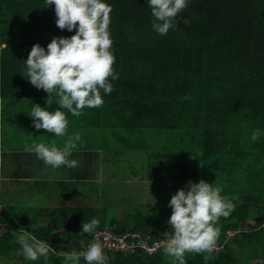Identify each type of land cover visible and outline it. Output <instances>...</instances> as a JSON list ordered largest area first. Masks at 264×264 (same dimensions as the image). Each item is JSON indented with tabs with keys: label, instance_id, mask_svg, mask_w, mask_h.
<instances>
[{
	"label": "trees",
	"instance_id": "1",
	"mask_svg": "<svg viewBox=\"0 0 264 264\" xmlns=\"http://www.w3.org/2000/svg\"><path fill=\"white\" fill-rule=\"evenodd\" d=\"M105 2L112 8L109 31L119 79L109 78L114 90L101 93L102 107L85 108L79 117L63 110L67 132L56 137L35 129L28 115L34 104L48 107V94L27 79L25 62L34 44L47 50L54 37H71L75 31L57 27L55 6L45 7V0H0L4 96L30 104L19 118L28 129L19 126L14 141L54 142L63 148L79 133L69 159L79 155L90 160H80L82 167L53 169L25 148L3 158L4 171L19 189L16 199L3 202L0 210V223L8 225L0 234V258L65 264L68 252L83 251L81 240L85 245L90 240L89 234H79L82 223L93 217L100 228L114 224L116 232L130 228L165 239L163 233L171 231L168 220L152 218V205L148 213L143 205L128 210L124 205L125 219L119 221L115 205L91 200L100 169L103 176L120 174L134 185L203 179L222 186L221 194L233 201L235 210L216 225L220 235L212 259L205 262V254H189L186 262L237 264L234 243L241 253L245 237L256 231L235 232L248 219L254 227L264 222V0H188L166 35L153 30L148 0ZM51 99L49 110L55 111L57 98ZM254 130L259 138L253 142ZM37 133L40 138L35 139ZM123 179V188L131 191ZM120 191L114 187L107 193L121 196ZM165 211L172 214L171 208ZM20 229L50 244L47 260L16 255ZM106 257L107 264H171L162 248L152 254L108 252ZM79 264L86 262L81 258Z\"/></svg>",
	"mask_w": 264,
	"mask_h": 264
},
{
	"label": "clouds",
	"instance_id": "2",
	"mask_svg": "<svg viewBox=\"0 0 264 264\" xmlns=\"http://www.w3.org/2000/svg\"><path fill=\"white\" fill-rule=\"evenodd\" d=\"M45 5L55 6L56 25L60 30L75 31V34L54 37L47 50L38 43L32 46L25 62L27 79L48 94V107L34 104L28 115L34 118L35 129L63 137L69 123L63 110L79 117L85 108L102 107L101 93L111 94L114 90L109 78L119 79L113 68L116 58L111 51L113 41L109 31L112 8L105 0H45ZM187 6L188 0H148L154 17L153 30L166 35L174 29L177 15ZM53 95L59 108L50 111ZM258 138L259 130H254L251 140L254 142ZM80 140V134L75 133L63 148L54 142L49 146L33 141L25 146V150L53 169L61 166L71 169L78 165L77 160L69 157L77 146L75 142ZM221 193L222 186L201 179L198 183L189 181L187 189L182 188L171 197L172 214L166 222L171 231L163 233L165 240L161 245L165 255L171 258V264H187L186 255L189 254H205V262L212 259L220 235L216 225L220 218L228 217L235 210L233 201ZM99 228V219L93 217L82 223L79 235L96 234ZM19 231L17 243L20 247L16 255L27 261H36L40 257L47 260L52 250L50 244L28 231ZM80 243L84 250L68 252L64 256L65 264H79L81 258L86 264H107L99 239H93L87 245L83 240Z\"/></svg>",
	"mask_w": 264,
	"mask_h": 264
},
{
	"label": "crops",
	"instance_id": "3",
	"mask_svg": "<svg viewBox=\"0 0 264 264\" xmlns=\"http://www.w3.org/2000/svg\"><path fill=\"white\" fill-rule=\"evenodd\" d=\"M3 46L4 43L0 42V50ZM4 95L5 87L2 85V74L0 70V210L2 209L3 202L12 203V201L16 199L19 189L17 182L12 180L7 174V171H4L2 163L3 158L8 156L12 151L24 150L25 146L30 144L28 140L26 142L20 141L21 143L18 140L14 141L15 134L19 130L18 127L22 125L24 128H27L19 118L21 117V111L27 108L23 107L24 105L27 106L28 102L19 99L13 101ZM29 106L30 104L28 103V107ZM34 138H40L39 133H37ZM31 141H33V139H31ZM78 150L81 151L82 149L78 148ZM76 157L78 158L79 167H82L80 160L84 162L90 161L88 157L80 158L79 155ZM95 171L97 172V170ZM99 171L98 175L103 176L102 170L99 169ZM99 176L95 177L96 180H98ZM32 188L36 187L33 186ZM249 223L250 222H247L240 227V230L235 232L237 235L238 233H244V231L248 229L251 234L253 231H256L252 236L249 234L245 237L244 242L240 246L241 253H239L237 243H234L235 261L237 264H264V222L257 227H254L255 222L253 224ZM2 226L6 227L7 225L3 224Z\"/></svg>",
	"mask_w": 264,
	"mask_h": 264
},
{
	"label": "rangeland",
	"instance_id": "4",
	"mask_svg": "<svg viewBox=\"0 0 264 264\" xmlns=\"http://www.w3.org/2000/svg\"><path fill=\"white\" fill-rule=\"evenodd\" d=\"M127 167V166H126ZM123 175H115L113 172L107 174V176H99L98 182H96L98 191L93 195H91V200L96 201L100 198V202H105L110 205H115V216L119 221H124L125 213L128 209H131L134 205H143L144 207H141L144 213L150 212V207H154L153 213H151L152 218H160L161 220H164L167 218V220L170 219L169 214H166L165 209H169V202L171 200V197L176 194V192L182 188L187 189L188 183L186 182H173V181H161L159 183H151L148 181H139V185H134L131 180L123 179L121 178ZM127 184V186L130 188H133L131 191H129L127 188H123V184ZM138 179V178H137ZM142 182V183H141ZM133 185V186H132ZM120 188L122 191H120V194H123L121 196L115 195L112 196L111 194L107 193L108 189L111 188ZM135 192L138 193L136 197L134 195ZM97 197V198H96ZM120 205H117V204ZM126 205V209L123 208V206ZM121 206V207H120ZM152 212V211H151ZM247 222H250L249 224H253L254 220L248 219ZM248 224V225H249ZM3 224H0V234L4 232L8 227V225L2 226ZM246 227V226H245ZM232 233H229L227 235H232ZM59 250V247L58 249ZM106 255V253H105ZM0 264H19L16 260H9V259H2L0 258Z\"/></svg>",
	"mask_w": 264,
	"mask_h": 264
},
{
	"label": "built area",
	"instance_id": "5",
	"mask_svg": "<svg viewBox=\"0 0 264 264\" xmlns=\"http://www.w3.org/2000/svg\"><path fill=\"white\" fill-rule=\"evenodd\" d=\"M93 239L101 241L104 246V253L142 250L148 254L155 253L162 248L161 245L165 240L155 238L150 233L130 228L122 232H116L114 224H108L97 229L96 234L90 235L87 244Z\"/></svg>",
	"mask_w": 264,
	"mask_h": 264
}]
</instances>
